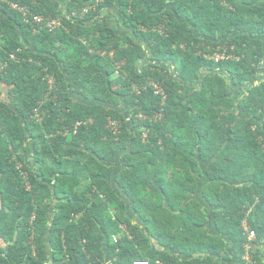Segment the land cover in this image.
Returning a JSON list of instances; mask_svg holds the SVG:
<instances>
[{"label":"trees","instance_id":"16d2710c","mask_svg":"<svg viewBox=\"0 0 264 264\" xmlns=\"http://www.w3.org/2000/svg\"><path fill=\"white\" fill-rule=\"evenodd\" d=\"M62 1L0 0V264H264V0Z\"/></svg>","mask_w":264,"mask_h":264},{"label":"built area","instance_id":"2783aa9c","mask_svg":"<svg viewBox=\"0 0 264 264\" xmlns=\"http://www.w3.org/2000/svg\"><path fill=\"white\" fill-rule=\"evenodd\" d=\"M106 1H108V0H95L92 5H89V6L82 8L80 10V12L78 13V16L84 17L86 14H88L89 11L94 10L96 7L105 3ZM10 7H11V9L21 13L26 21L35 25L36 28H38V29L47 28L49 30H53V29L60 26V20L59 19L44 18L43 16H40V15H33L32 19L29 20L28 16H27V10L25 8H21L17 4H10ZM158 31L162 34L164 32L162 27L160 29H158ZM208 59H213L215 62H218V61L224 59V56H220V55L215 54L214 56H209ZM47 82L49 84V87L52 88L54 85L53 80H51V78H50V79H48ZM148 86H153L155 94L161 95L163 97V102H164L165 96H166L164 90L161 87H158L159 85H156L152 82H149ZM138 118L143 119V116L139 115ZM81 125H82V123H80V122L76 123L75 129H74V134L76 133V129L78 127H80ZM110 126L113 128H116L117 124L115 122L110 121ZM0 131H1V129H0ZM242 227L244 229L246 238L249 242H251L253 239H255V237H256L255 232L253 230H250L249 226L247 225V223L245 221L242 222ZM113 240L115 241L116 237H114ZM246 248H250V245H247ZM244 260L246 261L247 264H252L251 258L248 255V253H246L244 255ZM133 264H148V262L147 261H136Z\"/></svg>","mask_w":264,"mask_h":264},{"label":"crops","instance_id":"0c3cea01","mask_svg":"<svg viewBox=\"0 0 264 264\" xmlns=\"http://www.w3.org/2000/svg\"><path fill=\"white\" fill-rule=\"evenodd\" d=\"M64 3H65V0L61 2V4H64ZM118 10H119V4L115 3V5L112 8L104 9L102 11V16H104L106 18L108 25L113 30H115L117 35H119V36H127V35L131 36V32L128 29H126L125 26L123 25V20L121 19V15L119 14ZM171 70L173 71V67L171 68ZM259 72H260L259 73L260 75L264 74V71L262 69H260ZM203 75H205V73H203ZM4 97H5V95H4V93H2L0 96L1 100H4L5 99ZM28 159L31 160V156H29ZM127 213L129 215H133L132 210H129ZM134 223L135 224L140 223V225H142V223L140 221L136 220V217H135ZM157 249H160V248H157ZM227 249H229V248H227ZM166 250L168 252H170V254H172V252L168 248H166ZM227 251H229V250H227ZM104 264H115V261L112 258H108V255H106V257L104 259ZM221 264H237V261L235 258H233L231 256L230 261H224V262H221Z\"/></svg>","mask_w":264,"mask_h":264},{"label":"clouds","instance_id":"9594fccd","mask_svg":"<svg viewBox=\"0 0 264 264\" xmlns=\"http://www.w3.org/2000/svg\"><path fill=\"white\" fill-rule=\"evenodd\" d=\"M109 1V0H108ZM107 2V1H106ZM104 4V3H103ZM122 230L124 231V228H122Z\"/></svg>","mask_w":264,"mask_h":264},{"label":"water","instance_id":"95a60500","mask_svg":"<svg viewBox=\"0 0 264 264\" xmlns=\"http://www.w3.org/2000/svg\"><path fill=\"white\" fill-rule=\"evenodd\" d=\"M50 226V225H49Z\"/></svg>","mask_w":264,"mask_h":264}]
</instances>
